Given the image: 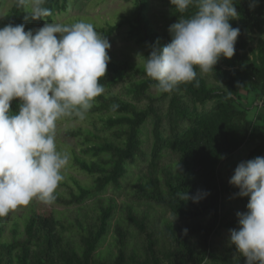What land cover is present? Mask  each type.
I'll return each instance as SVG.
<instances>
[{
  "label": "trees",
  "instance_id": "16d2710c",
  "mask_svg": "<svg viewBox=\"0 0 264 264\" xmlns=\"http://www.w3.org/2000/svg\"><path fill=\"white\" fill-rule=\"evenodd\" d=\"M134 1L132 14L94 29L109 37L127 26L129 35L148 47V57L152 46L163 47L171 36L166 39L154 27L148 13L150 0ZM160 1L169 27L197 10L189 6L179 12L170 0ZM232 3L239 17L231 24L240 29V36L235 55L221 58L206 72L213 82L197 67L193 81L170 93L157 94L152 91L156 82L147 77L144 65L109 61L101 85L110 89L127 82L130 98L102 93L92 102L93 111L104 112L98 121L101 127L69 132L84 139L80 154L74 152L73 165L94 176V182L84 185L73 179L76 188L70 186L67 195L56 189L49 204L73 207L70 216L43 211L33 203L24 222L10 224L8 215L0 217V264H247L236 247L218 249L211 241L217 231L240 227L239 219L230 218V211L223 213L226 196L249 202L229 183L236 168L226 179L220 166L249 141L258 143L249 160L264 155V112L256 119L250 116L253 107L264 110V103L256 106L257 101L264 102V38L252 47L256 35L264 33V0ZM40 6L50 12L43 18L53 21L58 13L68 10L69 1L44 0ZM29 8L28 1L20 5L17 0L5 24L26 25ZM162 102L167 103L165 108L160 106ZM20 103L11 102L13 113L18 112ZM149 124L151 142L147 149ZM107 133L110 137L104 136ZM140 161L146 170L134 178L132 169ZM130 178H134L135 200L142 206H163L174 218L197 220L191 229L201 245L196 247L174 220H157L150 208L132 203L121 206L107 195L110 187L121 190ZM196 196L198 203L191 199ZM89 200L92 203L86 204ZM209 215L212 222L206 225L200 218ZM128 226L142 238V245L131 246ZM161 233L173 243L167 262L161 254ZM110 238L113 248L102 250Z\"/></svg>",
  "mask_w": 264,
  "mask_h": 264
},
{
  "label": "clouds",
  "instance_id": "9594fccd",
  "mask_svg": "<svg viewBox=\"0 0 264 264\" xmlns=\"http://www.w3.org/2000/svg\"><path fill=\"white\" fill-rule=\"evenodd\" d=\"M43 3L33 0L31 19L50 14ZM170 3L179 12L189 6L197 10L169 27V43L152 46L147 58L138 54L161 93L193 81L197 67L206 73L221 58L231 59L240 36L231 24L239 17L232 0ZM110 48L108 39L83 21L71 26L46 22L35 32L26 31L24 24L0 28V217L34 198L44 203L55 199L69 162L55 143L56 122L73 113L83 118L104 92L100 81ZM13 100L21 102L16 113L11 111ZM229 183L240 197L249 198L247 212L237 213L240 227L231 230L230 242L247 264H264V157L240 162ZM191 199L199 202L198 196Z\"/></svg>",
  "mask_w": 264,
  "mask_h": 264
},
{
  "label": "rangeland",
  "instance_id": "374dc122",
  "mask_svg": "<svg viewBox=\"0 0 264 264\" xmlns=\"http://www.w3.org/2000/svg\"><path fill=\"white\" fill-rule=\"evenodd\" d=\"M17 0H0V28L6 26L5 19L9 10L12 8L14 3ZM30 3V8L28 10V14L26 17V25L25 30H31L33 32L37 31L38 29L42 28L46 22L48 23H55L64 26H71L77 22H86L92 24L95 28L100 27H108L109 24H114L120 18L130 15L133 13L135 9V1L134 0H68L69 6L68 10L65 12L58 13L53 21H49L47 18H43L40 20H33L31 19L30 12L34 6L33 0H27ZM149 16L152 20L154 27L157 29L158 32L167 37L170 35L169 33V26L165 22L164 13L165 7L160 0H150L149 6ZM101 37H104L100 32H97ZM166 34V35H165ZM108 39L109 43L111 44V48L108 51V55L110 60L116 62H129L135 65H144L145 60L147 58L146 52L148 47L142 45L136 36H130L128 27L126 26L124 29L120 30L116 34L105 37ZM264 38V33H258L256 35V41L252 44V47L255 48L258 45V41ZM138 54L143 55V57H138ZM205 78L209 81L213 82L211 75L203 73ZM127 82L119 84L110 89H104L103 93L115 95L121 98L129 99V95L127 94ZM153 92L158 93L156 87L152 89ZM144 102V101H143ZM165 102V101H164ZM160 103V106L164 108L167 106V103ZM263 101H257L256 106H262ZM211 103L207 107H211ZM201 108V107H200ZM264 112L262 108L253 107L250 116L253 119L260 117V112ZM101 117H104V112L93 111V107L89 110L84 112V117L80 118L76 116L74 113L71 115H67L62 117L56 122V134H55V143L57 145V149L63 153H67L69 156L68 164L62 169L63 180L59 183L57 190L68 194V189L70 186L75 187L74 180L76 179L81 184L90 185L94 182V176H91L73 165L74 159V152L80 154V150L84 143V139L82 136L75 137L72 136L70 133L71 131H79V130H94L96 126L101 127V124L98 123L101 120ZM97 121V125H96ZM70 132V133H69ZM146 144L145 147L150 149V142H151V124H149L146 128ZM105 137L109 136L110 134H104ZM258 143L254 141H249L245 146H243L235 155L234 157L225 165L220 166L222 173L226 179L228 178V174L230 170L236 168L240 162L248 161L250 152L256 147ZM264 157V155H263ZM167 162H169L167 160ZM146 170V166L143 162H138L133 169L132 173L134 178L140 174H144ZM134 178H130L128 182L125 183L124 187L121 190H116L112 187L109 188L107 193L108 196L115 197L119 204L122 206L125 203H132L138 207L143 209L150 208L152 216H155L157 220L166 221V220H174L179 226H181L184 230V233L189 235V237L194 241V245L198 247L201 245V241L196 233H194L191 229V226L197 220H187V219H177L174 218L171 212L163 207V206H150L148 204H143L137 202L135 200V188H134ZM76 188V187H75ZM35 204L38 209H42L43 211H55L57 214H61L62 216L71 215V211L73 207L67 209L60 205L49 204L39 201L38 199H33L28 205H23L18 207L15 210H12L8 214V218L10 224L14 221H21L24 222V217L29 213L31 205ZM92 200L86 202V204H91ZM145 205H148L147 207ZM223 213L230 211L231 216L230 218L233 220H238L237 213H244L247 212V204L236 199L234 196H226L223 200ZM152 216L150 219H152ZM121 218V214L118 216ZM204 224L208 225L212 222V216H204L200 218ZM152 221V224L156 226V224ZM130 231V239H131V246H139L142 245V238L139 236L137 232L132 230L130 226H128ZM185 229L187 230L185 232ZM232 230H239V227L232 229ZM230 233L231 230L222 229L220 231L215 232L212 237L211 241L213 245L218 248L224 247H235L230 242ZM7 236L9 234L7 233ZM161 254L164 258V261L167 262L166 255L169 251H172V242H169L165 236L163 237V233H161ZM112 245V238L108 240V242L103 246L102 250H106L108 248H113Z\"/></svg>",
  "mask_w": 264,
  "mask_h": 264
}]
</instances>
